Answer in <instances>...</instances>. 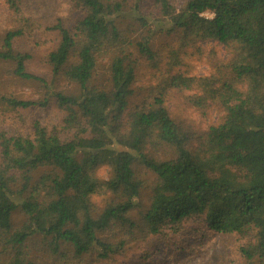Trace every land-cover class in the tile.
Instances as JSON below:
<instances>
[{
	"label": "trees",
	"instance_id": "obj_1",
	"mask_svg": "<svg viewBox=\"0 0 264 264\" xmlns=\"http://www.w3.org/2000/svg\"><path fill=\"white\" fill-rule=\"evenodd\" d=\"M21 1L5 0L16 13ZM71 1L80 18L72 28L55 27L60 40L48 56L52 74L77 88L76 94L53 95L65 113L60 130L35 122L29 136L0 133V264H35L38 246L53 264L81 262L92 253L107 260L124 247V240L112 244L100 237L113 227L147 240L176 234L189 221L248 239L241 256L263 264L264 0ZM155 30L176 34L181 43L214 40L234 48L224 68L229 77L217 87L214 78L170 79L171 87L200 91L193 98L198 108L211 101L225 111L197 148L160 98L127 112L136 69L131 49L156 67ZM19 35L6 34L0 60L14 62L17 77L36 79L25 71L29 56L14 52ZM102 61L110 80L105 89L93 83ZM49 102L0 96L10 110L47 108ZM166 151L170 157L161 158ZM103 166L107 181L96 177ZM139 166L155 182L136 221ZM41 169L46 172L35 179ZM99 196L110 200L97 211L93 199ZM16 211L26 218L20 227L13 223Z\"/></svg>",
	"mask_w": 264,
	"mask_h": 264
},
{
	"label": "rangeland",
	"instance_id": "obj_2",
	"mask_svg": "<svg viewBox=\"0 0 264 264\" xmlns=\"http://www.w3.org/2000/svg\"><path fill=\"white\" fill-rule=\"evenodd\" d=\"M183 1L174 0L177 4ZM148 6V12L155 15L156 10L150 4ZM203 16L211 18L212 15L205 13ZM79 18L71 0H22L17 13L9 9L5 0H0V52L3 51L6 34L19 32L20 35L13 41L14 52L29 56L25 62V71L37 79L17 77L14 74L15 63L0 60V96L28 102L50 98L47 108L10 110L1 104L0 133L8 137L29 136L35 122L49 130H60L65 113L56 106L53 95L58 92L76 94L77 88L64 78L52 74L48 56L60 40L55 27L62 24L72 28ZM178 37L176 34L164 35L155 30L151 47L156 54V67L134 48L131 49L136 69L133 96L127 112H132L137 106L152 104L154 98H160L171 119L189 135L190 147L197 148L210 128L224 121L225 111L211 101L203 108H198L193 104V98L200 91L197 88L171 87L170 79L175 76L194 80L214 78L218 81L215 85L217 87L229 77L224 68H227L235 51L233 47H226L214 40L181 43ZM107 67L105 61L99 64L93 80L95 86L104 89L110 86ZM149 155L154 154L151 152ZM160 157L165 159L170 155L166 151L161 152ZM45 172L46 169L35 172L34 178ZM136 172L143 182L137 199L139 207L133 215L134 220L138 221L149 205L155 176L142 166ZM110 176L105 166L97 170L99 181H107ZM109 200L107 196L95 197L93 201L96 210L103 209ZM25 221L22 213H14L13 223L16 227ZM140 236L138 233L125 236L124 231L113 227L100 237L112 244L124 240L123 248L107 260H98L96 254L92 253L83 257L81 262L73 264H260L255 260H245L239 252L248 239L237 235L215 234L198 222L185 223L176 234L166 231L161 236L147 240ZM38 249L34 250L32 261L35 264H53L54 259L49 253L40 246ZM63 250L68 251L67 248Z\"/></svg>",
	"mask_w": 264,
	"mask_h": 264
}]
</instances>
